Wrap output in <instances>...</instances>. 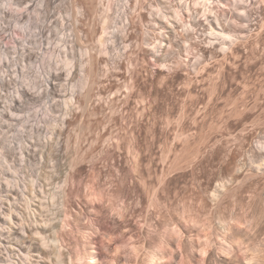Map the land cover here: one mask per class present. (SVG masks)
<instances>
[{
  "label": "rangeland",
  "instance_id": "obj_1",
  "mask_svg": "<svg viewBox=\"0 0 264 264\" xmlns=\"http://www.w3.org/2000/svg\"><path fill=\"white\" fill-rule=\"evenodd\" d=\"M46 1L0 0L5 12L0 74L1 46L8 53L2 66L8 79L0 86V264H71L70 255L77 253L81 264H90L83 253L89 251L96 264H246L254 245L262 247L263 264L264 171L253 170L250 162L256 141L264 140V95L256 90L264 74L253 72L252 77L242 68L255 35L244 44L249 49L242 43L236 51L243 52L239 58L225 60L229 86L218 100L224 106L218 105L211 120L207 99L192 106V94H197L192 84L205 92L210 77H222L219 64L211 70L201 65L196 73L185 60L169 71L153 64L141 52L139 18L129 14L134 20L132 52L109 65L104 55L94 57L96 74L83 89L87 93L77 91L74 104L66 108L69 87L78 80V67L68 83L63 62L56 59L67 3ZM79 1L86 13L79 24L82 47H90L92 0ZM123 1L113 6L111 16H119ZM38 25L44 26L43 37L35 35ZM21 53L31 59L17 73L14 64ZM39 63L60 73L53 79L57 91L43 90L44 79L34 72ZM253 78L258 80L254 92ZM19 85L30 94L6 109V97ZM246 94L248 107L261 104L229 132L225 127L237 118ZM229 113L234 115L227 120ZM219 178L233 181L212 201L210 191ZM64 217L67 226L61 228ZM218 220L235 237L242 233L229 251ZM152 250L165 256L161 263L150 260Z\"/></svg>",
  "mask_w": 264,
  "mask_h": 264
},
{
  "label": "bare ground",
  "instance_id": "obj_2",
  "mask_svg": "<svg viewBox=\"0 0 264 264\" xmlns=\"http://www.w3.org/2000/svg\"><path fill=\"white\" fill-rule=\"evenodd\" d=\"M45 1L46 0H42V3L44 4ZM118 1L119 0L91 1V14L93 16L92 33L95 34H93L94 37L92 36L94 38V45H91L90 47H82L85 43V41H83L84 32L83 34H80L82 33V27H79V24L82 25L83 19L86 18V13H84L81 5L82 1L66 0V12L60 21L62 29V49L59 50L56 59L60 61V63L63 62L64 71L62 74H64L65 80H67L68 83H71L70 78L73 71H75V67H78V80L71 84L68 93L69 97L64 101L66 108L71 104H74L72 102L73 99H75L74 94L77 91L80 92L83 89L86 90L85 88L90 83H88L89 77H91L92 74H96V70L92 69V61L94 60V57L104 55L107 65H109L117 63V61L123 56L129 55L128 53L132 52V44L129 41L134 35L133 16L131 18L129 17V14L132 15V13H136L135 16L139 18L142 28L141 52L144 56L148 57L153 64L169 71L174 67H179L182 64V60H185V66L191 69L192 73H196L198 67L201 65H208L209 70H211L216 69V65L219 64L220 70L218 69V73H220L222 77H210V87L208 86L209 88H205V92H203L204 89L201 90L202 88L200 89V86H197V84H192V91H196L197 93L196 95L194 94L195 96L192 94V106L197 102L199 103L200 101H205L204 99H207L206 114L211 120H214L217 117V107L221 103L218 100L221 99V97H224V93H226L229 86L228 79L224 76V73L225 70L230 67L226 65L227 62L225 60H228L231 55H234V59L237 57L239 58L243 52L240 51V54L242 53L240 55L239 52L237 53L236 51H239V48H242L246 41L253 35H255V40H248L249 43L252 42L253 47L245 53L247 55L245 56L247 57L245 61L246 64L244 67H242V65L238 66H240L239 68H244L246 72H250L251 76L253 72L255 74L257 73L259 76L264 74V13L262 12L264 8V0H124L123 4L120 5L121 10L118 13L119 16L113 17L111 16L112 8L113 6L118 5ZM32 4L33 2L25 7L26 11L29 10ZM141 11L146 12L147 20L143 19ZM41 12H43V10ZM4 15L5 12L1 10L0 19H3ZM98 18H101L99 23H97L101 28L100 32H96L97 28H94ZM110 21L113 22V25H110ZM43 27L44 26L42 25H38V31L35 35L43 37ZM119 38L121 39L120 41ZM42 41L43 40L40 42L41 44ZM242 43L243 46L240 47ZM247 46L245 45L244 48ZM16 48L17 47H15V50L13 51L15 54L18 52ZM91 51H93V53ZM182 53H185V59L182 58L184 56H182ZM1 55V60L4 65L8 55L7 47L4 45L1 46ZM20 55L21 57L16 55L14 64L17 73L19 68L24 66V63H27V60L31 59V57L24 53H21ZM218 56H221L222 60H220ZM40 63L36 65L34 72L37 77L44 79L45 87L43 90L47 91V93L57 91V85L53 82V79H56L60 73L57 72V69L46 70L43 67L44 64ZM233 63L234 62H232V64ZM3 65H1L2 74H0V86L7 82L8 79L7 75L4 73L6 71L5 68H2ZM185 66L183 68H185ZM244 73L243 70V74ZM245 77L246 75L244 78ZM252 77H250V79ZM255 80L257 79L253 78V82H251V84L253 83V88L258 87L255 85L258 80L256 82ZM251 84L245 86L248 87L251 86ZM259 85L260 87L256 90L262 91L263 94L261 95H264V76L261 78ZM33 87H36V85H33ZM37 87H40V85ZM196 88H198V90H196ZM84 90L81 91L80 94L85 92ZM254 90L255 88L252 92H254ZM247 91H245V93ZM28 94H30V92H28L23 85H19V87L11 91L9 97H6L7 99L4 102L5 108L11 109L12 104L14 102L16 103L18 98L25 97ZM246 97L247 94L241 99L242 104L240 103V105L243 106V108H240L238 113H236V115H238L237 118L230 120L229 124L225 127L229 132L233 127H237L241 122L248 120L253 114L252 111L254 107L256 108V106L258 107L261 104L256 102L253 107H248ZM257 99L259 100V97ZM239 101L240 99L238 101L234 100L235 106L232 110L237 108L236 103L239 104ZM221 104L224 106V103ZM232 115L234 114L229 113L225 117L229 120L228 118ZM255 147V151L252 153L250 167L256 171H264V140H257ZM0 156H2V154ZM2 158H4V156H2ZM226 181L222 178L216 180L210 191L212 201H215L227 188L230 180L228 182ZM231 181H233V179H231ZM259 212L261 213L262 210ZM65 217L61 219V228H66L67 226ZM218 223L222 231L221 233L224 235L223 237L227 239L222 241V238L221 241L225 244L224 248L229 251L233 243H239L242 233L238 232V237H235L236 235L230 231L227 223L220 220H218ZM59 242L61 244L59 245V248H61L63 246V239L61 240V237H59L58 234V237H56V243ZM206 250L205 247L201 249V254L204 257L207 254ZM251 251L253 252L251 255L249 254L250 258H247L248 260L246 261V264H262L261 261L259 262V259H262L260 258L262 255L260 254L262 247L254 245L251 248ZM83 253L92 261L90 264H96L93 251ZM70 257L71 264H81L82 258L80 254L77 253L73 256L70 255ZM164 257L165 256H158V253L154 250L149 253V258L154 263H161Z\"/></svg>",
  "mask_w": 264,
  "mask_h": 264
}]
</instances>
